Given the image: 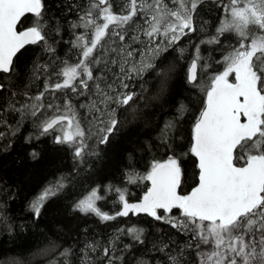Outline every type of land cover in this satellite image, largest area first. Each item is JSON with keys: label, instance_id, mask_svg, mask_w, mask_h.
I'll list each match as a JSON object with an SVG mask.
<instances>
[{"label": "snow or ice", "instance_id": "1", "mask_svg": "<svg viewBox=\"0 0 264 264\" xmlns=\"http://www.w3.org/2000/svg\"><path fill=\"white\" fill-rule=\"evenodd\" d=\"M211 2L226 15L215 34L200 43L218 45L222 55L214 68L195 46L186 82L203 99L187 150L177 142L180 122L190 111L181 101L175 117L158 129V147L166 158L153 159L140 172L129 157L125 182L145 183L137 202L129 201L126 188L109 185L103 192L92 188L72 205V211L101 223L143 215L158 235L141 221L117 227L106 242L86 234L78 253L71 247L57 253L60 246L50 242L37 253H56L49 264H264V0ZM203 3L123 0L114 12L111 0H62L57 7L63 15H57L45 0H0V151H7L11 137L30 122L34 133L26 142L50 136L55 145L72 150L75 170L86 171L102 146L137 119L136 101L143 99L137 81L158 77L152 99L166 94L175 65L157 61L197 31L195 17ZM65 31L70 40H64ZM225 33L236 35L227 47L221 40ZM62 42L70 45L74 61L57 55ZM29 45H40L50 61L33 65L31 82L43 77L35 92L17 84L18 61ZM198 68L206 76H198ZM139 88L145 90L143 84ZM30 155L39 157L36 151ZM185 157L193 158L195 168L186 193L181 190ZM69 183L67 175L56 176L30 201L34 220ZM0 193L14 196L3 188ZM110 193L120 205L114 214L98 206ZM125 237L131 242H123ZM137 245L148 258L132 260Z\"/></svg>", "mask_w": 264, "mask_h": 264}, {"label": "trees", "instance_id": "2", "mask_svg": "<svg viewBox=\"0 0 264 264\" xmlns=\"http://www.w3.org/2000/svg\"><path fill=\"white\" fill-rule=\"evenodd\" d=\"M119 1L111 0L114 12H118ZM61 2L62 0H45L51 13L57 15H63L57 7ZM225 15L211 0H205L195 17L197 31L183 37L177 45L162 53L157 61L165 66L175 65V72L171 74L166 94L161 99H152L159 91L158 77L149 74L145 77L146 82L137 81L136 90L143 97L136 101L137 119L123 128L109 145L102 146L101 155L90 160L91 167L86 171L75 170L72 150L67 146L55 145L50 136L41 137L39 140L33 139L31 143L26 142V137L34 133L30 122H25L18 134L11 137V147L7 151H0V188L14 193L12 198L0 193V216L4 218V222L0 223V264H9L13 260H20L22 264H49L56 253L50 256H41L37 253L50 242L60 246L56 250L57 253L66 247H71L78 253L86 234L106 242L117 227H126L141 221L149 233L158 235L156 230L149 226L150 218L143 215L139 217L130 215L128 218L121 217L115 221L101 223L95 216H84L72 211V205L92 188L99 186L103 192L109 185L126 188L129 201L137 202L143 195L145 183L137 186L125 182L124 173L130 163L129 157L134 156L132 162L140 172L145 171L153 159L166 158L168 153L158 147V129L165 120L175 117L176 107L181 101L189 105L190 111L180 122L181 138L177 142L185 151L187 150L193 116L201 107L200 100L203 97L199 90L192 89L186 82V74L197 44L200 45V53L205 60L212 62L214 68L220 67L215 64V60L222 55L220 47L200 42L215 34L216 27ZM70 39V32L65 31L64 40ZM221 40L227 47L235 42L236 35L225 33ZM26 47L25 55L18 61L17 84L20 88L27 86L35 92L42 84L43 77L41 80L31 82L33 65L37 62H50L49 56L40 45ZM181 48L184 50L183 54L179 51ZM57 55L70 61L76 59L70 45L63 42L57 45ZM198 76L206 74L200 72L198 68ZM140 84L144 85V91L140 90ZM124 118L131 119V116L125 114ZM3 143L0 141V144ZM33 151L39 153L37 159L31 157L30 153ZM184 167L187 180L182 184L181 190L186 193L194 184L193 158L185 157ZM61 174L69 177L68 187L63 193L48 200L40 218L34 220L28 208L30 201L37 197L54 177ZM98 206L109 214H114L120 207L115 193L107 194L106 199L98 201ZM85 229L87 233L84 232ZM123 242L131 241L125 237ZM136 247L137 256L132 258L133 261L137 257L148 258L139 252L142 246Z\"/></svg>", "mask_w": 264, "mask_h": 264}, {"label": "rangeland", "instance_id": "3", "mask_svg": "<svg viewBox=\"0 0 264 264\" xmlns=\"http://www.w3.org/2000/svg\"><path fill=\"white\" fill-rule=\"evenodd\" d=\"M122 3H123V0H120V1H119L120 7L118 8V12L121 10V5H122Z\"/></svg>", "mask_w": 264, "mask_h": 264}]
</instances>
